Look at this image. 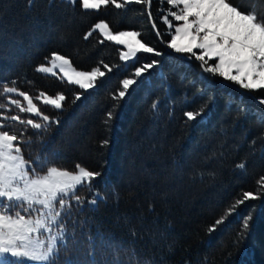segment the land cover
Returning <instances> with one entry per match:
<instances>
[{
    "label": "trees",
    "instance_id": "obj_1",
    "mask_svg": "<svg viewBox=\"0 0 264 264\" xmlns=\"http://www.w3.org/2000/svg\"><path fill=\"white\" fill-rule=\"evenodd\" d=\"M163 2L83 11L67 0H32L31 6L28 0H0V83L16 81L33 100L40 93L66 97L61 110L35 100L42 113L59 120L47 132L11 120L5 130L19 135L28 129L20 145L25 159L102 173L91 192L78 191L82 206L71 202L55 264H264V186L258 183L264 178V106L254 99L263 98L264 90L251 97L219 77L208 84L198 61L175 59L179 54L166 46ZM232 3L264 13V0ZM99 20L115 32L140 31L142 41L162 55L141 52L120 60V47L97 31L85 38ZM54 53L76 69L99 68L105 75L84 90L38 72ZM152 59L159 63L135 78V68ZM125 78L138 83L116 101ZM77 94L81 98L74 101ZM116 103L121 107L105 125ZM189 111L200 115L188 121ZM105 139L110 144L101 148ZM245 192L258 199L237 204ZM93 198L95 205L87 203ZM250 212L251 235L241 238Z\"/></svg>",
    "mask_w": 264,
    "mask_h": 264
},
{
    "label": "snow or ice",
    "instance_id": "obj_2",
    "mask_svg": "<svg viewBox=\"0 0 264 264\" xmlns=\"http://www.w3.org/2000/svg\"><path fill=\"white\" fill-rule=\"evenodd\" d=\"M77 2L83 11H99L109 4L116 9H123L132 3H144L149 7L151 4V0H67L73 6ZM164 3L169 7L162 17L163 23L169 29L174 27L166 46L179 54L175 59L191 60L194 57L202 69L203 82L208 84L215 83L214 78L219 77L221 81L231 82L249 93L264 90V13L251 9L242 11L232 0H164ZM28 4L31 6L32 0H28ZM2 11L0 9V13ZM94 30H99L107 40L127 49L120 52L122 61L138 58L137 54L141 52L155 57L162 55L142 41L140 31L124 30L114 34L106 22L96 23ZM91 34V31L88 32L85 38ZM210 61L216 62L210 64ZM50 63L52 67L39 66L37 71L51 73L53 68L60 67L68 83L77 85L79 89L94 88L98 77L105 75L99 68L90 72L76 71L71 68L70 61L59 54H53ZM158 63L152 59L150 63L136 67L134 77H142ZM64 66H68L69 70L65 71ZM135 78L123 79L122 90L112 98L116 101L125 98L129 88L138 83ZM11 84L13 86L0 83V264H55L60 245L66 239L65 219L71 214L70 202L75 201L77 206H82L85 198L80 197L78 191L86 187L91 192L93 182L102 173L79 164L74 170H68L48 164L40 157L35 161L25 159L20 145L28 129H21L18 135L15 131L5 130L12 126L3 121L10 119L42 134L49 130L51 124H58L59 120L42 113L32 97L15 87L16 81ZM13 96L22 97L26 106ZM80 98L77 94L74 101ZM37 99H42L44 105L61 110L66 97L58 94L53 98L41 93ZM158 103L154 101L151 104L153 111L157 110ZM258 103L264 105V98L259 99ZM8 105L15 106L20 113L30 114L29 117L4 115V112L11 111ZM120 107L119 103L113 105L107 113L105 125L115 118ZM185 115L188 121H193L200 113L189 111ZM31 116L38 119L34 120ZM109 144L110 141L105 139L100 147L107 148ZM237 167L243 169L245 164L240 163ZM258 183L264 186V178ZM257 199L258 195L245 192L236 203L244 204L245 201ZM87 203L95 205L97 200L93 198ZM252 207L255 209L257 206ZM252 220L254 216L250 212L242 223L241 238L251 235L249 221ZM221 222L217 220L216 224ZM214 230L213 227L209 231ZM144 264L150 262L144 261Z\"/></svg>",
    "mask_w": 264,
    "mask_h": 264
},
{
    "label": "rangeland",
    "instance_id": "obj_3",
    "mask_svg": "<svg viewBox=\"0 0 264 264\" xmlns=\"http://www.w3.org/2000/svg\"><path fill=\"white\" fill-rule=\"evenodd\" d=\"M163 5L161 6V8H160V10H159V12H160V14L162 15V17L166 14L165 13V10L169 7V5H167L166 3H162ZM169 20H171V17L169 16ZM98 22H105L104 20H99V21H97L96 23H98ZM95 23V24H96ZM175 21H173V24L175 25ZM94 24V25H95ZM165 24V23H164ZM94 25L92 26V28L88 31V32H93V28H94ZM165 26L167 27V25L165 24ZM111 30V29H110ZM127 30H131V29H127ZM167 30H168V32L169 33H174V27L172 28V29H169L168 27H167ZM94 31H97L99 34H100V32H99V30H94ZM112 31V30H111ZM120 31H124V30H120ZM154 31H155V33H157L156 32V30L154 29ZM87 32V33H88ZM114 34H116V33H118L119 31H112ZM158 34V33H157ZM101 35V37L103 38V39H106L102 34H100ZM107 40V39H106ZM170 40V39H169ZM111 42H113V43H115L114 41H111ZM179 42V41H178ZM119 47H120V52L121 51H126L127 49H125L124 48V46L123 45H118ZM120 52H119V55H120ZM197 52H199V50H197ZM54 54H58V53H54ZM59 55H61V54H59ZM52 56H53V54L51 55V57L47 60V62L46 63H43V64H40V65H38L37 66V68L39 67V66H44V67H52V64L50 63V61H51V58H52ZM63 56V55H62ZM63 57H65L66 59H68L69 60V58L68 57H66V56H63ZM194 58V57H193ZM133 59V58H132ZM131 60V59H130ZM70 61V60H69ZM216 62V61H215ZM214 62V63H215ZM59 62H57V64H58ZM210 64H214L213 62L211 63V62H209ZM70 64H71V62H70ZM37 68H36V70H37ZM64 68H65V71H67V70H69L68 69V66H64ZM71 68H73V69H75L76 71H93L94 69H96V68H93V69H90V70H79V69H76L72 64H71ZM101 70V69H100ZM102 72H105L104 70H101ZM39 72V71H38ZM43 74H48V75H56V76H59V77H61V78H63L64 80H66L67 81V77L64 75V71H62L61 70V68L60 67H55V68H53L52 69V72L51 73H43ZM99 78V77H98ZM68 82V81H67ZM238 87V86H237ZM88 90V89H87ZM248 95H250L251 97H253V93H249V92H247L246 90H244ZM41 94V93H40ZM40 94H38V95H36L35 96V99L33 100V102L35 103V104H37V102L35 101V100H38L40 103H42V99H37V97H39L40 96ZM58 94H61V93H58ZM58 94H56V95H58ZM46 95H48V96H50V97H55L56 95H49V94H46ZM30 96V95H29ZM31 97V96H30ZM13 98H16V99H19V100H21V102L24 104V106H26V102H24L23 101V98L22 97H19V96H13ZM264 98V97H263ZM254 99H255V102H257L258 103V100L259 99H261V98H257V97H254ZM43 104V103H42ZM259 104V103H258ZM259 105H261V104H259ZM37 106H38V104H37ZM262 106H264V105H262ZM7 107H9V108H11V111L10 112H8V111H6L5 113H4V115H6V116H8V117H10L12 114H17L18 115V113H20L19 112V110H18V108H16L15 106H13V105H8ZM25 114H28V113H25ZM6 120H10V119H6ZM5 124L7 123L6 121H3ZM88 152V151H87ZM83 155H85V152H83ZM180 229H181V227H180Z\"/></svg>",
    "mask_w": 264,
    "mask_h": 264
},
{
    "label": "water",
    "instance_id": "obj_4",
    "mask_svg": "<svg viewBox=\"0 0 264 264\" xmlns=\"http://www.w3.org/2000/svg\"><path fill=\"white\" fill-rule=\"evenodd\" d=\"M153 25V24H152ZM155 28V27H154Z\"/></svg>",
    "mask_w": 264,
    "mask_h": 264
}]
</instances>
